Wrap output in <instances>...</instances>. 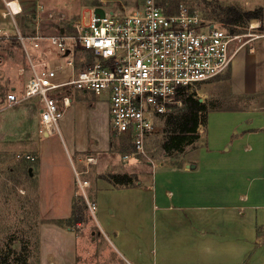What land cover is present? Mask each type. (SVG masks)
Segmentation results:
<instances>
[{
	"label": "crops",
	"instance_id": "obj_1",
	"mask_svg": "<svg viewBox=\"0 0 264 264\" xmlns=\"http://www.w3.org/2000/svg\"><path fill=\"white\" fill-rule=\"evenodd\" d=\"M6 1L9 0H0V28L11 34L17 29L30 35L37 23L47 35L74 31L59 27L53 33L49 27L44 28L43 20L37 19L39 11L30 7L35 0H17L22 12L13 19L4 18ZM97 13L121 14L114 8ZM28 14L30 19L26 18ZM28 51H32L29 55L34 61L48 60L56 65L61 60L45 44L40 50L28 47ZM241 52L235 55L228 71V88L236 96L254 95L258 89L259 55ZM23 53L15 39L0 40V142H17L19 148H25V153L35 158L32 168L42 220L38 227L37 264H264L256 257L264 256V251H260L264 250V241L260 242L257 233L259 227L264 232L263 107L214 109L207 114L204 135L184 152L176 195L164 189L156 197L148 184L141 182L137 187L116 189L97 178L91 197L97 205L96 212L90 214L94 222L72 224L68 221L79 190L73 159L81 154L94 159L108 152L109 129L103 122L105 119L108 125V102L89 96L90 93L69 91L71 103L66 111L80 107L86 112L84 121L89 119L96 137L92 148L90 142L83 144L87 126L83 128L76 121L68 124L75 111L62 119L57 134L36 137L40 124L37 103L29 101L12 107L5 104L6 94H20L31 76ZM99 104L103 105L102 112ZM218 114L223 118H216L211 124L210 118ZM233 170L244 181L252 178L247 185L232 187L228 175ZM255 181L257 186L252 184ZM77 224L80 229L75 230Z\"/></svg>",
	"mask_w": 264,
	"mask_h": 264
},
{
	"label": "built area",
	"instance_id": "obj_2",
	"mask_svg": "<svg viewBox=\"0 0 264 264\" xmlns=\"http://www.w3.org/2000/svg\"><path fill=\"white\" fill-rule=\"evenodd\" d=\"M144 3L127 14L93 11L70 34L47 35L39 23L30 35L0 28V40L15 39L21 45L31 71L20 94H6V107L35 101L40 109L38 133L47 137L58 133V123L70 107V90L105 98L111 131L131 146L124 158L145 155L148 139L162 125L163 115L181 105L182 93L223 76L248 41L206 22L185 5L168 13L154 0ZM21 12L20 3L9 0L2 16L13 19ZM43 44L61 59L56 65L30 57L28 47L40 50ZM25 158L35 161L30 155ZM92 160L88 157L87 163ZM75 174L87 210L94 214L97 205L85 194L89 182L79 178L81 172Z\"/></svg>",
	"mask_w": 264,
	"mask_h": 264
},
{
	"label": "rangeland",
	"instance_id": "obj_3",
	"mask_svg": "<svg viewBox=\"0 0 264 264\" xmlns=\"http://www.w3.org/2000/svg\"><path fill=\"white\" fill-rule=\"evenodd\" d=\"M144 2L145 0H35L30 3V7L34 11L39 5L42 7L38 11L40 18L43 20V26L44 28L49 27L51 32L55 33L59 27L69 28L72 31L73 27L83 22L92 11L103 12L114 8L117 13L125 14L128 11L131 13L141 9L145 4ZM154 3L168 13H175L181 5H185L190 11L198 12L206 22L218 23L229 32L235 31L236 34L241 36L242 42L248 41L241 53L244 54L245 51H248L259 55L257 66L258 89L254 95H233L228 88V72L209 81L210 83L208 84L197 85L196 88L190 91V94H194L201 102H207L215 110L264 108V0H154ZM227 7H235L242 11L260 10L262 18L250 21L246 25L242 24L243 26L233 25L232 27L221 22L223 18L222 9ZM26 18L30 19V14ZM29 54L32 55V51ZM88 95L90 96L91 94ZM100 103L104 102L101 100ZM99 105V111L102 112L103 105ZM68 111H64L63 117L58 123L59 126L62 119L68 118L70 113L74 114L75 109ZM9 113L8 111L3 116ZM85 114L86 112L78 107L75 114L70 116L67 121L69 125L76 121L83 128L87 126L88 131L83 144L90 142V147L92 148L96 137L93 134V129H90L91 123L89 119H87L86 123L84 121L86 120ZM216 118H223V115L212 116L210 123L216 122ZM100 120L102 121V119ZM103 122L105 127L108 126L109 129L108 144L110 148L108 152L96 155L90 163H87L88 157H85V154H81L79 157L76 156V159H73L76 170L82 173L79 178L90 183L89 188L85 189L88 199L91 200L94 194L93 184L99 175L116 172L135 174L142 185L148 184V187L152 189V193L156 197L164 193V189H167L172 195H176L181 184L179 169L184 160V153L173 155L172 157H167L163 154L160 148L162 143V125L160 124L155 134L148 139L145 155H135L131 159H125L124 155L131 151V146L128 144L127 139L117 136L111 131L109 120L108 125L105 119ZM76 132L74 130L76 140H79L80 137ZM60 134L65 141L64 130L61 129ZM200 135L203 136V132H200ZM37 136H39V133L36 134ZM40 137L43 138L44 136ZM34 143L38 146L39 140L36 139ZM200 143L202 141L198 142V144ZM191 147L193 146H188L186 151ZM25 150V148H19L17 142H0V262L3 261L4 257L6 258L5 254L9 253L5 263L10 264H15L17 255L27 256L28 264H37L38 227L42 220L38 214L34 179L35 169L33 170L32 168L35 167V161L32 162L25 158L27 155ZM79 158L82 159L81 162H79ZM29 168H32L31 175ZM246 173L249 174L250 172L247 171ZM256 173L259 174L260 170L256 171ZM228 177L232 187L235 186L234 184H237V187L247 185L250 178H252L250 176L248 181H244V177L240 179L241 175H239L237 170H233ZM196 181L199 184L198 180ZM252 184L257 186L258 182L255 181ZM105 195L107 194H102V197H105ZM78 196H82V192L78 191ZM261 218H263L262 213ZM90 221L94 222V219L88 210H85L84 223ZM257 233L261 237L260 242H263L264 232L262 227L257 229ZM260 251L263 252L264 250ZM256 257L264 260L263 254H259Z\"/></svg>",
	"mask_w": 264,
	"mask_h": 264
},
{
	"label": "trees",
	"instance_id": "obj_4",
	"mask_svg": "<svg viewBox=\"0 0 264 264\" xmlns=\"http://www.w3.org/2000/svg\"><path fill=\"white\" fill-rule=\"evenodd\" d=\"M222 14L223 18L221 22L232 27L233 25H246L250 21L260 20L262 18L260 10L242 11L235 7L222 9ZM231 32L235 33L233 30ZM211 110L214 109L211 108L207 102H199L194 94L183 92L181 96V105L173 106L171 110L161 118L162 143L160 148L163 154L167 157L180 155L186 151L188 146H193L200 138L199 129L204 130L205 128L207 114ZM97 178L103 179L116 189L140 186L137 176L127 172L108 173L99 175ZM85 210H87L85 198L77 195L73 200L71 218L68 222L84 223ZM8 255L9 253L5 254L6 258L4 257L0 264H10L5 263L8 259ZM15 264H28L27 256L17 255Z\"/></svg>",
	"mask_w": 264,
	"mask_h": 264
},
{
	"label": "water",
	"instance_id": "obj_5",
	"mask_svg": "<svg viewBox=\"0 0 264 264\" xmlns=\"http://www.w3.org/2000/svg\"><path fill=\"white\" fill-rule=\"evenodd\" d=\"M199 102H201V101H199ZM193 167H194V166H193ZM193 167H192V168H193ZM28 170H29V173H30V175H31L32 168H29Z\"/></svg>",
	"mask_w": 264,
	"mask_h": 264
}]
</instances>
